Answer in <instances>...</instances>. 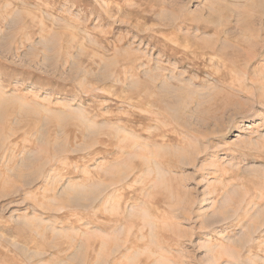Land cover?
Listing matches in <instances>:
<instances>
[{
  "label": "rangeland",
  "instance_id": "374dc122",
  "mask_svg": "<svg viewBox=\"0 0 264 264\" xmlns=\"http://www.w3.org/2000/svg\"><path fill=\"white\" fill-rule=\"evenodd\" d=\"M0 264H264V0H0Z\"/></svg>",
  "mask_w": 264,
  "mask_h": 264
}]
</instances>
